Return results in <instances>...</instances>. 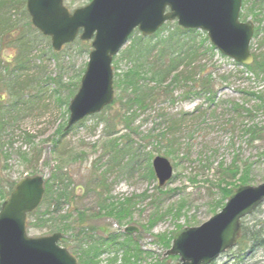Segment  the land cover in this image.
<instances>
[{
	"label": "rangeland",
	"instance_id": "1",
	"mask_svg": "<svg viewBox=\"0 0 264 264\" xmlns=\"http://www.w3.org/2000/svg\"><path fill=\"white\" fill-rule=\"evenodd\" d=\"M90 1L64 0V5L73 11ZM247 1L246 5L242 3L240 20H250L254 24L250 52L261 53L264 52V12L256 11L257 17L247 16L246 8L251 3ZM25 4L26 1L23 4L14 2L17 8L12 10V20L32 43L26 68L13 69L14 47L4 45L0 50V60L8 59L13 109L4 115L0 113V119L5 120L1 148L8 154L7 169L1 171V175L16 183L26 176L40 175L45 181L58 174L59 177L52 180L54 194L43 195L39 215L47 207L53 209L56 191L65 188L73 197L60 201L58 213L62 215L68 211L73 217L80 211L88 214L82 225L75 224L72 234L77 235L79 227H83L98 237L116 235L118 242L126 240L125 236H132L145 252L140 264H153L163 258L167 249L156 243V236L165 233L174 238L185 227L198 226L208 220L215 214L211 213L212 207L222 200L220 188L226 185L225 182L238 184L245 165L248 166V185L264 182L263 75L257 77L245 73L242 65H237L213 46L212 51L200 54L192 67L198 73L196 66L200 63L204 64L205 72H212L210 91L197 89L195 82L188 81L186 86L180 84L175 88V85L174 90L168 89L165 94L164 87L170 81L168 77L160 86L161 95L155 103L144 110L136 109L131 127L125 128L118 123L110 130L107 120L121 112L120 102L114 99L122 95V91L114 86L111 105L86 115L70 128L64 127L59 135L57 131L61 125H66L69 111L67 104L59 102L58 97L66 100L65 89L80 85L91 45L76 38L55 52L48 36L26 25L30 16ZM175 25L178 26L176 20L165 22L162 31L149 44L153 46L164 40L175 30ZM196 32V44L208 37L201 30ZM137 35L140 33L134 30L112 58L113 80L115 73H123L128 67L124 51ZM205 46H212L209 39ZM52 52L58 55L54 56ZM56 77H60L66 86L54 85L52 79ZM252 92H258L263 100L249 95ZM250 129L256 132L253 134ZM115 137L119 138V146L125 148L116 158L104 147ZM170 145L172 151L168 153ZM22 154L28 158L33 155L31 163L23 159ZM159 155L173 167L171 178L160 186L154 171L153 176L149 174L150 168L153 169V158ZM234 165L239 168L235 179L223 175L225 168ZM223 178L226 181L220 184ZM126 199L132 201L130 212L119 221L99 208L101 202L118 203ZM220 209L222 207H217L215 212ZM154 214L157 219L150 225ZM34 217L27 215L26 222L36 223ZM258 220L264 221V200L244 218L243 226L252 227ZM130 226L137 232L130 235L124 232V228ZM27 234L34 237L50 233L44 227L32 225L27 228ZM239 235L235 244L210 264H264V245L251 247L244 243L246 240L242 242ZM74 238L66 244L72 255V250L78 247ZM115 249L117 247L112 246L101 253L99 264H121L122 253ZM177 259L167 262L175 264Z\"/></svg>",
	"mask_w": 264,
	"mask_h": 264
},
{
	"label": "water",
	"instance_id": "2",
	"mask_svg": "<svg viewBox=\"0 0 264 264\" xmlns=\"http://www.w3.org/2000/svg\"><path fill=\"white\" fill-rule=\"evenodd\" d=\"M25 1L30 22L50 38L54 51L77 37L91 41L80 87L68 104L66 128L113 101L112 58L134 29L147 37L165 21L176 19L183 29L205 32L210 44L236 63L250 65L254 60L250 52L254 24L239 19L242 0H91L73 11L65 7L64 0ZM151 166L159 186L171 178L173 167L165 157H154ZM43 181L40 175L23 177L1 202L0 264H76V258L59 244L60 232L27 234V214L40 205ZM263 200L264 182L238 186L208 220L175 235L163 256H178L175 264H210L235 244L241 219ZM124 232L137 229L125 227Z\"/></svg>",
	"mask_w": 264,
	"mask_h": 264
},
{
	"label": "trees",
	"instance_id": "3",
	"mask_svg": "<svg viewBox=\"0 0 264 264\" xmlns=\"http://www.w3.org/2000/svg\"><path fill=\"white\" fill-rule=\"evenodd\" d=\"M250 1L251 3L246 8L247 16L251 14L257 17L256 11L259 12L261 10L260 12H264V0ZM14 2L23 4L25 1L0 0V50L4 45L14 47L16 49V54L13 61V69L23 70L27 66L26 63L29 60L32 43L27 34L23 33V31L19 29L18 24L12 20V10L17 8L14 6ZM242 2L244 5L248 3L247 0H242ZM27 22L28 24L26 25H29V27L35 31L37 30L33 27L32 22ZM162 29L163 27L149 37L142 38L141 35L135 36V38H132V44L126 51H124L125 60L129 61V65L125 70H123V73H115V79L113 80L115 88H118L122 91V95L114 99L115 101L118 100L120 102L121 112H116L113 117H110L107 120V126L110 130L114 129L118 123L124 125L125 128L131 127V123L133 122L132 116L134 115L136 109L144 110L146 107H148V105L155 103L156 98L161 95L159 88L162 84L166 83V78L168 77L170 78V81L166 84V87H164L165 91L163 92L165 94H168V89L174 90L180 86V84L186 86L188 81H193V83L195 82V88L197 89L210 91V76L212 72H205V69L203 68L204 64L200 63L198 66H196L199 69L198 73L194 71L195 67L192 68L193 64L199 60L200 54H206L213 50V46H205L208 37L202 38L201 42L196 44L194 35H196L197 32L195 33V31L191 29L184 30L175 25V30L170 32L164 40H159L154 43L153 46H151L149 43H152L154 37L156 38ZM15 31L18 33L15 34ZM179 32H181V34ZM181 37H183V39H181ZM82 43H85V41H82ZM154 52H156V56H154ZM52 53L54 56L58 55V53ZM252 55H254V60L251 65L243 66L245 73L253 74V76L257 77H259V75L264 76V52L252 53ZM0 63H3L0 69V113L4 115V113L11 112L13 109L11 108V92L9 93L11 87L8 59H6L4 62L0 60ZM201 75H204V77ZM196 76L197 78L194 79ZM52 81L54 85L61 87L66 86L61 82L60 77L53 78ZM79 86L74 85V88L70 90H68V86L65 89L67 91L66 100L58 97L59 102H63L64 105H68V101L71 100L69 98L74 96V93L77 91ZM125 92L127 94H125ZM249 95H254L259 100H263V97H261L258 92H252L249 93ZM4 123L5 120L0 119V201L5 200L16 185V183L7 181L6 178L1 175V171L5 172L7 169L8 160V154L3 152L1 148V137L5 132ZM64 127V125L59 127L60 129L57 131L59 135L64 130ZM174 127L175 124L172 125L171 129ZM250 130L253 134L256 132V130ZM149 138L152 137L150 136ZM153 138H156V136ZM118 140L119 138L115 137L113 140L109 141V143L104 145V147H107L105 148L107 152L111 153L114 158H116V156L122 155L124 153L123 150L125 149L124 147L119 146ZM170 149H172L171 145L169 150H167L168 153L172 151ZM32 156L28 158L26 155L22 154L23 159L29 163H31V159L33 158ZM247 167L248 166L245 165L243 170L240 171L242 174L237 180L238 184L225 182L226 185L220 188L222 200L217 202L215 206L212 207L211 213L214 214L217 207H223V202L225 199L231 196L233 190L236 187L248 184V174L246 173ZM149 174L153 176L152 167L150 168ZM224 174L231 177L232 179H235L236 175L239 174V168L235 165L231 168H225L223 171V175ZM51 177L53 178H49L47 180L45 179L44 181V195L54 194L52 180H56L59 176L58 174H54ZM224 181H226L224 178L220 180V184H224ZM230 185L232 187L229 188ZM56 192L57 197L54 199L53 209H49V207H47L44 210V213L39 215V205L32 212L27 214L29 216L31 215L32 217L35 216L34 219L37 222H26V229L32 225H35L46 228V231L50 234L58 231L61 233V235H63L59 241V244L65 248L67 247L66 244L70 238L75 237L74 239L77 240L78 247L74 251L72 250V252L77 257V264H99L101 253L106 252L112 246L117 247V249H115L116 251H121V264H140L142 255L145 252L139 248L138 242H136L132 236H125L126 240L118 242L116 235H109L107 238H103L101 236L98 237L88 233V228L86 229L83 227H79L80 229L78 228L79 230L77 235L72 234L71 230L75 229V224L78 223L79 226L80 224L82 225L85 217H87L88 214H86L84 211H80L77 212L76 217H73L68 211H65V213L62 215L61 213H58V210L60 209V201H62L64 198L71 199L73 194L72 192L67 191L65 188ZM131 205V199H126V201L118 203L101 202L99 208L101 207L102 210L105 211V215L111 216L119 221L128 216ZM156 219L157 216L154 214L151 218L150 225H152ZM243 221L244 218L241 220L240 224V240L242 242L246 240L244 243L246 245L250 244L251 247L257 248L261 245H264V221L258 220V222L253 224L252 227L243 226ZM172 239V234L169 235L163 233L156 236V243L161 247L169 248L172 243ZM176 258V256H166L159 258V260L153 261V264H170L167 262V260H175Z\"/></svg>",
	"mask_w": 264,
	"mask_h": 264
}]
</instances>
